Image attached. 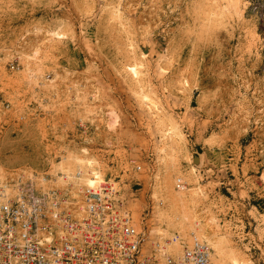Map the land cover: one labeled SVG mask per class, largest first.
<instances>
[{"label": "rangeland", "instance_id": "1", "mask_svg": "<svg viewBox=\"0 0 264 264\" xmlns=\"http://www.w3.org/2000/svg\"><path fill=\"white\" fill-rule=\"evenodd\" d=\"M158 124L178 128L167 177L193 223L264 264V0H0V183L56 176L70 153L119 173L151 152L139 206L159 235Z\"/></svg>", "mask_w": 264, "mask_h": 264}, {"label": "built area", "instance_id": "2", "mask_svg": "<svg viewBox=\"0 0 264 264\" xmlns=\"http://www.w3.org/2000/svg\"><path fill=\"white\" fill-rule=\"evenodd\" d=\"M153 161L150 152L145 162H121L119 173L99 169L93 185L79 181L89 175L80 169L74 180L15 170L0 183V264H212V248L195 234H155L152 198L140 208L141 176L152 174Z\"/></svg>", "mask_w": 264, "mask_h": 264}, {"label": "bare ground", "instance_id": "3", "mask_svg": "<svg viewBox=\"0 0 264 264\" xmlns=\"http://www.w3.org/2000/svg\"><path fill=\"white\" fill-rule=\"evenodd\" d=\"M131 72L137 77L138 70L135 66L131 67ZM144 102L148 110L153 112V101L148 96H145ZM158 125L161 127L163 139L160 145L155 147L158 152V161L160 165L158 171L156 170L157 173L154 175V181H151V188L153 191V198L156 200L155 210L157 211V220L160 221L158 231L160 232L159 235L162 241L165 240V237H167L168 240L171 239L172 236L177 233L174 232L172 234L174 230H180V232H178L179 234L188 239H192L193 236L190 234L192 233L190 231H193V234H195L197 238L201 241H206L212 248V264H250L248 260L237 251L238 249L232 245L230 239L217 236L211 228L206 225H201L202 227L200 226L201 228H198L197 222L194 221L195 223H193V220L198 221V217L192 210V201L188 199V193L186 192L187 190H185L186 186H184L186 182L182 178H179L177 183L183 190L181 191L179 188L180 190H176L177 192H175L169 183L170 177H167L168 168L170 166L166 165V159L167 156H170L171 149L173 148V139L179 136L177 132L178 128L172 126L165 129L161 124ZM62 159V162L58 163L59 165L56 167L58 171L56 175L59 177H61L62 173L67 175L69 180H74L75 173L80 169L84 170L89 175L81 178L79 181L82 184L93 185L94 180L91 176L98 178L100 176L96 161L86 153L84 154V152L80 154L70 153V155L64 156ZM60 179L62 180V178ZM179 182L184 185L181 183L179 184ZM74 183L76 184V182ZM187 230H189L188 233ZM181 231L184 232V234H182ZM167 248L174 254L180 252V247L174 243H169Z\"/></svg>", "mask_w": 264, "mask_h": 264}]
</instances>
